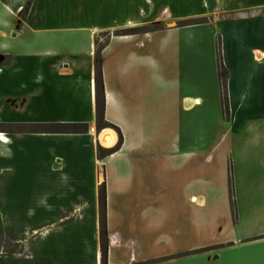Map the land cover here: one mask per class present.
Segmentation results:
<instances>
[{
  "label": "crops",
  "instance_id": "obj_1",
  "mask_svg": "<svg viewBox=\"0 0 264 264\" xmlns=\"http://www.w3.org/2000/svg\"><path fill=\"white\" fill-rule=\"evenodd\" d=\"M76 1L32 0L24 19L18 14L26 0L0 2V126L88 125L83 135L0 132V230L15 239L12 250L0 252V264H100V165L105 169L107 205L110 182L118 186L114 192L131 188L137 192V179L131 182L127 178L132 167L137 173L141 170L147 148L152 153L149 157L157 159L158 168L169 176L171 189L180 186L174 174L201 170V162H211L209 156L200 153L202 143L207 141L205 128L199 124L197 127L191 114L196 108L199 113L207 107L221 113L215 40L225 69L232 122L249 124L256 119L264 127V0H114L115 4L109 6L117 12L113 25L49 26L59 16L63 2ZM196 6L199 12L194 10ZM187 9L189 13L181 14ZM32 16L35 24L30 22ZM203 17H212L213 21L169 28V22ZM159 23L164 24L160 31L114 36L118 28ZM105 34L107 43L101 52L104 115L119 129L122 146L115 154L99 160V137L94 134V59L98 40ZM175 35L182 36L183 46L190 40L209 39L214 64L211 73L216 76L214 92L209 97L206 93L193 97L175 94L174 90L169 93V40ZM105 132L108 131L100 133ZM211 152H215L214 148ZM105 162L114 164L103 165ZM113 166L117 167L113 172L116 176L109 180L108 169ZM261 166L264 191V153ZM187 185L182 194H174L175 201L170 199L177 210L189 204L201 207L207 202L209 187L205 192H195L192 183ZM195 221L189 218L188 225L179 227L175 236L206 238L210 223L200 225ZM261 230L264 233V228ZM114 232L107 224L108 236ZM221 232L225 235L213 244H201V248L188 252L168 251L163 256H151L149 261L203 253L206 264H264V239L253 240L248 233L229 237L225 230ZM116 236L118 243L133 241L117 233ZM164 240L169 242V236ZM115 245L110 240L107 264H130L126 245ZM138 248L142 252V247ZM121 251L125 253L123 257H119Z\"/></svg>",
  "mask_w": 264,
  "mask_h": 264
},
{
  "label": "rangeland",
  "instance_id": "obj_2",
  "mask_svg": "<svg viewBox=\"0 0 264 264\" xmlns=\"http://www.w3.org/2000/svg\"><path fill=\"white\" fill-rule=\"evenodd\" d=\"M90 3H94L97 7H92ZM90 3L89 0H77L72 4L63 2L59 8V16L54 18L49 26L88 27L91 25L115 24V20L118 19L116 16L117 12L112 7H109L115 4L114 0H108L105 3L104 0H91ZM195 5L198 6L197 3ZM100 6L106 8L102 9L101 7L100 9ZM197 6L194 10L199 12ZM2 10L0 3V17ZM186 13H189L188 9L181 12V14ZM187 20H192L190 23L192 25L187 24L189 26H185L180 22L186 20H181L174 23L169 22V28L205 25L213 21L212 17ZM30 22L31 24L36 23L35 16L30 18ZM159 24L162 25L163 29L164 24ZM130 29L134 28H118L114 33ZM106 35L100 37L97 45L105 43ZM12 36L13 33L10 35L11 39H13ZM216 46L217 40L213 42L217 66ZM210 48L209 39L204 41L190 40L184 46L181 35H175L169 40V93L174 90L175 94H184L192 97L204 95V93L208 94L209 97V94H213L216 81L214 77L216 76L211 73L214 64H211L212 51ZM161 70H163V66L158 68V73H161ZM211 108L207 107L205 111H200L199 113L196 112L198 110L196 108L191 114L196 126L198 127L199 124L200 127L205 128V139L207 141L202 143L204 145L200 148L202 151L200 153H202V156L203 154L206 157L209 156L210 158L208 157L207 159H211V162H201L200 164L204 165L201 170L174 174L173 176L178 179L177 182L180 186L174 189L169 187V176H166L165 172L158 168L159 164L157 163L159 162H157V159L152 160L149 157L151 152L148 151H151L150 148H147V154L145 158H142L143 160L147 159L142 161L141 170L137 173V170L132 167L131 173L127 178L131 182L137 179L135 183L137 184L136 193L133 192L132 188L126 192L123 190L120 193L114 192L113 190L118 186L115 187L109 181L110 193L108 194V203L106 205L107 220L105 217L107 221L105 223L107 250H109L111 240L116 244L115 246L126 245V253H128V259L130 260L131 258V263L143 264L145 257H148V261L145 264H168V259L169 264H206L204 262L207 261V257H204L203 253L199 255L200 257L181 258L187 254H176L157 259L156 261L149 260H151V256H163L168 251L169 254L183 250L188 252V250H192L191 248H201V244H213L225 235L221 230H225L229 237L235 235L244 236L248 233L249 238L253 240L264 239V233H261V229L264 228V191L261 187V163L262 153H264L262 151L264 140L263 123L256 119L249 124L241 121L234 123V121L232 122L229 108L226 117L222 111L217 113ZM169 115H171L170 110ZM107 131L101 134L94 129V134L99 137V141L96 142V152L97 148L110 150L116 146V134L111 130ZM110 132L114 133L115 136ZM107 137L110 138L109 142L106 141ZM213 148L215 152L212 153L211 149ZM112 164L114 163L105 162L103 165L111 166ZM116 168V166L109 167V180L115 178L116 174L113 172ZM97 170L100 185H102L104 183L105 169L100 165ZM191 183L192 186H195L193 188L195 192L198 190L205 192L207 190L205 187H209L208 189L211 191L208 195L204 194L207 197L206 204L201 207L198 206L200 210L196 209L198 207L193 204L185 205V209L179 208L177 210L176 205H172L170 199L175 201L174 194H182L184 185L188 186L187 184ZM198 187H201V189H198ZM189 218L195 219V222L200 225H203L204 222L210 223L206 238L202 235H199L202 237H196L189 234L183 237L175 236L179 227L184 228L188 225ZM107 224L110 231H115L111 234L112 236H108ZM230 226L229 232L228 228ZM200 228L203 229L202 227ZM99 230L98 223V241L100 240ZM116 233L133 241L124 243L121 240L118 243ZM164 235L169 236V242L164 240ZM11 237H13L12 234L6 230H0V252L5 253V251L9 252L13 249L15 239ZM138 245L142 247V252H139ZM130 248L135 251L134 254H132ZM218 248L220 249L221 247ZM124 254L121 251L120 256H118L123 257ZM145 254L146 256H144Z\"/></svg>",
  "mask_w": 264,
  "mask_h": 264
},
{
  "label": "trees",
  "instance_id": "obj_3",
  "mask_svg": "<svg viewBox=\"0 0 264 264\" xmlns=\"http://www.w3.org/2000/svg\"><path fill=\"white\" fill-rule=\"evenodd\" d=\"M32 0H26L24 7L19 12V17L25 18L31 7ZM195 21V20H194ZM192 20L182 21L185 26L190 24ZM192 25V24H190ZM189 26V25H187ZM162 30V25H148L130 30L115 32L114 36H132L150 33L154 31ZM107 41L103 44L96 46L95 59H94V94H95V130L100 133L103 130H111L117 136V144L113 149L105 150L97 148L96 156L99 160L105 159L116 152H118L122 146V136L119 129L108 123L105 120V96H104V85L101 71V52L105 47ZM216 60H217V78L220 89V104L221 111L226 117L228 115V99L226 91V76L225 69L221 62L219 43L217 41L216 46ZM0 132L13 134V133H24V134H57V135H83L88 132L87 124H29V125H4L0 126ZM98 207H99V233H100V259L101 264H107V239H106V194L104 183L99 186L98 189ZM13 238V237H11ZM205 251V250H203ZM202 251V252H203ZM196 253V252H195ZM194 254V253H192Z\"/></svg>",
  "mask_w": 264,
  "mask_h": 264
},
{
  "label": "bare ground",
  "instance_id": "obj_4",
  "mask_svg": "<svg viewBox=\"0 0 264 264\" xmlns=\"http://www.w3.org/2000/svg\"><path fill=\"white\" fill-rule=\"evenodd\" d=\"M4 141H5V140H4ZM106 141H108V142H109V141H110V138H109V137H107V140H106Z\"/></svg>",
  "mask_w": 264,
  "mask_h": 264
}]
</instances>
